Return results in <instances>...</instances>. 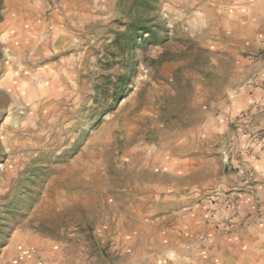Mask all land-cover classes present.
Wrapping results in <instances>:
<instances>
[{
	"label": "rangeland",
	"instance_id": "obj_1",
	"mask_svg": "<svg viewBox=\"0 0 264 264\" xmlns=\"http://www.w3.org/2000/svg\"><path fill=\"white\" fill-rule=\"evenodd\" d=\"M261 61L264 0H0V264H214Z\"/></svg>",
	"mask_w": 264,
	"mask_h": 264
},
{
	"label": "crops",
	"instance_id": "obj_2",
	"mask_svg": "<svg viewBox=\"0 0 264 264\" xmlns=\"http://www.w3.org/2000/svg\"><path fill=\"white\" fill-rule=\"evenodd\" d=\"M253 68L258 79L254 84L243 87L236 104L230 109V115L233 118L247 115L250 126H264V62L256 63ZM259 145L263 148L256 146L252 156L243 153L241 159L233 157V164L240 169V174L249 176L245 181L238 179V175L225 180L226 187H231L229 191L238 192L235 193L239 199L238 220L244 225L238 234L214 240L210 254L214 264H240L243 261L245 264L248 263L246 259H250L249 262L264 260L261 249L254 250L264 245V141ZM230 146L228 152L232 151ZM243 233H246V238H242Z\"/></svg>",
	"mask_w": 264,
	"mask_h": 264
},
{
	"label": "built area",
	"instance_id": "obj_3",
	"mask_svg": "<svg viewBox=\"0 0 264 264\" xmlns=\"http://www.w3.org/2000/svg\"><path fill=\"white\" fill-rule=\"evenodd\" d=\"M247 117L248 116H246L245 119ZM240 132L242 133V136L244 138H247L249 140V143H253V145H243L241 148L242 152L247 153L248 155H253L256 146H260L261 148H263V145L259 144H262L264 141V126L253 127L247 125V122L245 121L243 126H241L240 128ZM224 204L228 211H231L235 214H240L238 200L235 199V197H226V199L224 200Z\"/></svg>",
	"mask_w": 264,
	"mask_h": 264
},
{
	"label": "trees",
	"instance_id": "obj_4",
	"mask_svg": "<svg viewBox=\"0 0 264 264\" xmlns=\"http://www.w3.org/2000/svg\"><path fill=\"white\" fill-rule=\"evenodd\" d=\"M140 1V0H139ZM141 34V33H140Z\"/></svg>",
	"mask_w": 264,
	"mask_h": 264
}]
</instances>
